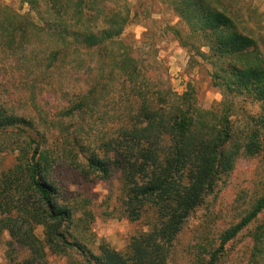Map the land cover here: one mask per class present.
Masks as SVG:
<instances>
[{
	"label": "trees",
	"instance_id": "trees-1",
	"mask_svg": "<svg viewBox=\"0 0 264 264\" xmlns=\"http://www.w3.org/2000/svg\"><path fill=\"white\" fill-rule=\"evenodd\" d=\"M159 1L190 33L177 26L166 31L212 64L220 103L203 108L194 85L178 94L169 77L155 75L163 67L157 20L147 18L139 48L121 39L133 18L128 0H21L25 13L0 0V61H23L4 71L21 81L28 103L49 92L61 107L54 118L38 110L36 121L16 113L0 91V144L6 132L24 134L12 148L17 163L0 178V231L29 251L20 264H50L47 247L55 254L73 249L83 264H169L186 222L237 160L264 151V64L255 57L254 35L221 0ZM241 100L261 105L242 130L236 125ZM62 166L88 181H107L121 169L124 214L130 221L150 217L148 231L125 252L104 241L94 253L70 232L88 230L94 218L88 199L67 198L51 180ZM263 213L264 193L222 232L208 264H220L226 246ZM39 225L44 240L35 234ZM251 236L247 264H263L264 220Z\"/></svg>",
	"mask_w": 264,
	"mask_h": 264
},
{
	"label": "rangeland",
	"instance_id": "rangeland-1",
	"mask_svg": "<svg viewBox=\"0 0 264 264\" xmlns=\"http://www.w3.org/2000/svg\"><path fill=\"white\" fill-rule=\"evenodd\" d=\"M4 1L21 13L29 10L21 0ZM221 1L240 18L243 31L254 35L257 40L255 57L264 64V0ZM128 2L133 18L121 39L139 48L147 31V18L157 20L162 32L159 37L156 36L158 58L165 69L162 67L155 70V75L162 80L169 77L173 90L178 94L184 93L188 85H194L198 103L203 108H210L213 104L220 103L223 95L214 85V69L210 61L201 56L198 49L190 50L183 47L173 32L165 29L166 26H177L183 34L190 33L176 13L159 0H128ZM201 51L207 53L208 49L203 48ZM20 58L10 60L8 63L5 60L0 61L2 88L0 91L8 101L15 104L16 113L39 121L38 110H44L49 114V118H54L61 108L59 99L52 93L44 92L38 93L35 103H31L30 100L28 103L21 81L10 71H4L5 65L12 67L23 62ZM29 61L31 63V60ZM239 105L243 111H240L236 118L238 119L236 125L237 129L242 130L247 124L248 116H256L261 112V105L251 100H241ZM23 135L18 130L3 134L0 144V178L3 172L17 163L18 153L12 151V148L17 142L23 141ZM122 176L123 171L117 169L107 181H88L83 179L77 170L68 166L59 167L53 172L51 180L60 188L64 196L72 200L79 198L90 201L86 209L92 212L94 219L89 229L78 231L72 228L74 232L71 230L70 232L96 254L104 241L110 243L116 250L125 252L134 236L149 229L146 224L150 222V217L147 215L141 220L130 221L124 214L121 204ZM263 193L264 151L254 157L241 156L236 162L234 171L219 186L218 192L208 197L204 205L199 207L186 222L175 241L169 264H201L199 257L206 258L204 262L208 264L210 259L207 253L219 247L222 232L240 222ZM81 217L85 218L83 214H78L76 219ZM263 220L264 213L226 246V254L220 264L249 262L253 247L251 233ZM35 234L40 240H44L45 227L37 226ZM46 253L50 264H83V259L73 249H68L63 254H55L47 247ZM28 255L29 251L19 246L8 231H0V264H20Z\"/></svg>",
	"mask_w": 264,
	"mask_h": 264
}]
</instances>
